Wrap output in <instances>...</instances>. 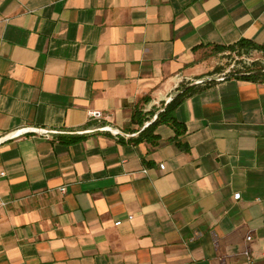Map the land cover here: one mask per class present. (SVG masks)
I'll return each instance as SVG.
<instances>
[{"label":"crops","instance_id":"0c3cea01","mask_svg":"<svg viewBox=\"0 0 264 264\" xmlns=\"http://www.w3.org/2000/svg\"><path fill=\"white\" fill-rule=\"evenodd\" d=\"M240 40L264 0H0V264H264V80L193 86Z\"/></svg>","mask_w":264,"mask_h":264},{"label":"built area","instance_id":"2783aa9c","mask_svg":"<svg viewBox=\"0 0 264 264\" xmlns=\"http://www.w3.org/2000/svg\"><path fill=\"white\" fill-rule=\"evenodd\" d=\"M256 62H260L261 64L264 65V58L262 57L261 53L254 50V53H241L238 55H233V59L231 60V63H229L227 66H221L224 71L218 75H215L214 77H207L205 79H199L193 82L194 86H203L205 84L211 83L213 81L220 82L225 80L227 77H234L235 74H238L245 69H249L251 65H253ZM222 64V63H221ZM264 72V69L262 70ZM88 117L95 119V120H108V116L104 115L100 111H89L88 112ZM101 131H106L110 132L112 135L116 136V132H112L109 127H102L100 128ZM34 134L36 136L42 137L47 140L53 139L54 135H58L61 133L54 132V131H48L46 129H37V128H25V129H20L17 130L13 133H11L7 137L11 138H18L20 136H23L25 134ZM1 141V140H0ZM160 169H163V165H160ZM4 174L0 173V178L3 177ZM60 193L65 192V187H61L58 189ZM238 199V197H235ZM4 206V203L0 202V207ZM130 219V218H129ZM120 223L117 222L116 225L118 226ZM251 237L247 236L246 237V242H250ZM243 255L246 257L247 260H249V254L247 251L243 252Z\"/></svg>","mask_w":264,"mask_h":264},{"label":"trees","instance_id":"16d2710c","mask_svg":"<svg viewBox=\"0 0 264 264\" xmlns=\"http://www.w3.org/2000/svg\"><path fill=\"white\" fill-rule=\"evenodd\" d=\"M243 49L244 52H247L248 50H256L261 53L262 57L264 58V48L261 46H257L255 44H252L250 42H247L245 40H240L236 45L229 46V47H215V50L217 53L224 52V51H236L239 52V50ZM264 69V65H259L257 68L253 69H245L244 71L235 74L234 78L238 79H245V80H257L261 79L264 80V72L262 71ZM192 87L184 88L181 93L177 94L165 107L164 110L157 115L156 121H154L152 124H150L147 128H145L141 133V135H144L148 131H152L154 127L162 122H166L170 125H172L174 128H176V119L174 116V111L177 108V106L182 102V100L187 96L188 93L192 91Z\"/></svg>","mask_w":264,"mask_h":264},{"label":"rangeland","instance_id":"374dc122","mask_svg":"<svg viewBox=\"0 0 264 264\" xmlns=\"http://www.w3.org/2000/svg\"><path fill=\"white\" fill-rule=\"evenodd\" d=\"M225 54L217 57L218 59H220V62L222 63V65L224 66H227L229 63H231V60L233 59V55H238V54H241V53H251L253 54L254 53V50H248L247 52H244L243 49L239 50V52H236V51H224ZM259 65H262L260 62H256L254 63L253 65H251V67L249 69H253V68H257Z\"/></svg>","mask_w":264,"mask_h":264},{"label":"water","instance_id":"95a60500","mask_svg":"<svg viewBox=\"0 0 264 264\" xmlns=\"http://www.w3.org/2000/svg\"><path fill=\"white\" fill-rule=\"evenodd\" d=\"M193 86H194V84H193Z\"/></svg>","mask_w":264,"mask_h":264}]
</instances>
